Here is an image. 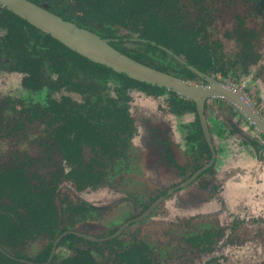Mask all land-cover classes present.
Masks as SVG:
<instances>
[{"label":"flooded vegetation","instance_id":"af4514ba","mask_svg":"<svg viewBox=\"0 0 264 264\" xmlns=\"http://www.w3.org/2000/svg\"><path fill=\"white\" fill-rule=\"evenodd\" d=\"M34 1L38 0L31 2L47 9L43 6L46 5L44 0L38 2L42 5ZM219 1L233 9L229 15L224 13L231 21L228 24L233 23L230 34L238 48L232 53V41L227 45L230 49L227 58L229 62L233 60V68L221 69L217 60L210 67L205 65L204 70L197 64L183 66L175 55L183 59L187 56L177 52L175 39L167 41L168 46H163L167 54L161 55L163 52L146 47V39L139 31L122 24L115 25L120 40L90 31L105 38L118 51L130 52L132 56L122 53L142 64L200 83H204L205 75L225 81L222 78L227 75L232 77L248 70L262 74L259 70L264 65V0ZM134 2L135 9L156 13L157 23L170 26L175 21L178 25L199 28L201 34L207 33V28L215 25L225 11L212 7V0ZM52 3L51 8L62 10L69 0H52ZM0 7L7 6L0 3ZM178 15L181 19L175 20L174 16ZM26 22L43 35L54 38V50L63 45L76 52L79 55L75 64L77 73L79 63L84 67L94 64L108 71L110 76L99 81L80 75L100 88L105 85L100 93L108 98V103L112 98L114 104L127 108L129 126L121 133L120 140L112 143L106 140L111 145L106 154L97 144L82 141L83 161H67L62 154V142L58 140L59 133L51 129L58 122L50 124L49 118L29 115L32 108L37 107L40 112L46 107L51 89H29L23 83L25 73L15 68L13 61L7 63L0 57V71L19 72L26 93L37 96L42 91L45 93L36 102L21 96L0 99V114L5 119L0 121V143L6 144L4 151L0 148V182H3V186L0 185V264H264V220L258 221L263 226L249 221L250 216L259 220L258 216L264 217V212L248 210L247 206L248 201L260 199V196H250V189L264 191V139L258 133L254 132L251 137L242 131L235 122V118L245 122L238 111L221 99H213L227 109L226 114L220 113L222 122L234 130L233 134L237 131L246 135L256 150L252 158L257 162L244 166L234 162L232 156H221L214 142V134H218L212 132L213 120L207 111V102L204 111L206 136L194 100L164 86L147 85L148 82L143 83L92 60L30 21ZM208 37L210 45L218 40H213L209 34ZM254 54L257 55L255 61ZM134 57L152 60L168 71ZM223 71L227 75L224 76ZM129 80L138 81L140 85ZM225 82L241 92L233 83ZM165 91L169 95L164 97ZM55 94L59 101L61 95L67 94L74 105L83 104L85 96L94 97L88 91L84 96L62 88ZM179 95L183 110L172 108L169 102L171 97ZM5 102L9 109H15L10 118ZM189 116H193L192 120L187 118ZM30 125H37L38 129ZM75 133H68V138L76 144ZM93 157L98 160L93 162V168L102 170L103 177L95 185L78 183L72 171L85 167ZM255 181L261 185L252 188L249 184ZM99 190L105 195L87 197ZM17 193L19 199L27 202L37 200L38 209L29 215L13 200ZM46 203L50 209L48 213L44 209ZM161 208L171 219L158 220L154 214ZM102 219L109 221L110 226L104 225ZM40 237H43L42 242L35 244ZM231 250L233 261L228 256ZM252 251L257 257H251Z\"/></svg>","mask_w":264,"mask_h":264},{"label":"trees","instance_id":"16d2710c","mask_svg":"<svg viewBox=\"0 0 264 264\" xmlns=\"http://www.w3.org/2000/svg\"><path fill=\"white\" fill-rule=\"evenodd\" d=\"M39 1L34 2L38 3ZM44 1L46 5L43 6L47 9L61 15L64 19L70 20V22L73 21L80 27L97 32L101 36L110 35L120 40V36H117L116 33L118 26H115L118 24L130 27L133 31H139V35L146 39V47L163 52L161 55L167 54L163 48V46H168L167 41L175 39L178 43L175 48L177 52L184 53L187 56L183 59L175 55L178 63H182L183 66L197 64V67H200L199 69L204 70L205 65L210 67L217 60L221 69L225 66H232L233 68V60L229 62L230 58H227L222 52L224 51V45H221L220 40L210 45L207 33L201 34L199 28L178 25L175 21L173 22L174 25L170 26L157 23V14L135 9L134 0H69V3L62 10L51 8L52 0ZM174 19L179 20L181 16H174ZM12 23H16L17 26L14 27ZM23 24L27 25L26 29L23 28ZM28 30L38 31L24 18H21L7 7L0 8V57L4 58L7 63L10 60L13 61L15 68H20L25 73L23 83L29 89L33 91L41 90L44 87L51 89L50 96H47L46 99V107L42 108L40 112L37 107L32 108L29 115L49 118L50 124L58 122L51 129L59 133L58 140L62 142V154L67 161L72 163L83 161L80 143L82 141L92 145L97 144L106 154L107 150L111 148L106 140L111 143L116 142L120 140L121 133L128 130L127 108L114 104L112 98H109L112 102L108 103V98L103 97L100 93L101 90L105 89L104 84L100 88L97 84L88 81L75 71V64L78 63L79 55L60 43L61 48L54 50L53 42L56 43V40L48 34L44 44H53L51 49L44 50L39 46L40 44L33 46L22 44L20 37L29 33ZM122 52L132 56L130 52L124 50ZM177 52L173 51V53ZM7 57L10 59H7ZM256 57L257 55L254 54V61ZM134 58L168 71L155 65L152 60ZM223 75L225 76L227 73L223 71ZM143 83L147 84L144 81ZM149 84L152 83L147 85ZM60 88L73 90L84 96L88 91L94 97L85 96V98L83 97L85 99L83 104L74 105L71 97L67 94L61 95L60 101L58 100L55 92ZM122 88L120 87V90ZM98 91L99 93H97ZM25 113L27 115V111ZM1 116L0 121H5L3 119L4 115L0 114ZM72 131L76 132V144L68 138V133ZM97 161L96 157H93L85 167H78L72 171L78 183L88 182L95 185L103 177L102 170L93 168V162ZM0 185L3 186V182H0ZM19 194L22 195V193ZM13 200L22 206V209L27 210L29 215L38 209L36 208L38 207L37 200L27 202L26 199H19L18 193L17 195L14 194ZM44 209L47 213L50 211L48 203H46ZM29 221L31 222V219Z\"/></svg>","mask_w":264,"mask_h":264},{"label":"rangeland","instance_id":"374dc122","mask_svg":"<svg viewBox=\"0 0 264 264\" xmlns=\"http://www.w3.org/2000/svg\"><path fill=\"white\" fill-rule=\"evenodd\" d=\"M212 7L221 8L222 10L224 9L225 11L221 14L218 21L215 23V25H211L210 27L207 28L208 29L207 36L209 34L213 37L212 38L213 40L214 39L220 40L222 42L221 45L222 46L224 45L223 49L226 50V51H222V52L227 56V51H230V49L232 50V53H233V50L236 51L238 49V48H236V45L233 44V34L230 35V33H229L230 28H231L233 23L228 24V22H231V21H228V15L230 14L231 10H233V9H230L229 5H224L223 3L221 4V1H219V0H212ZM221 9H219V11ZM224 13H228V15L226 16ZM19 21H21V20H19ZM12 25L14 27L17 26L16 23H12ZM23 25H24L23 28L26 29L27 25H25V24H23ZM28 32L29 33H26L25 35H22L20 37V42L22 44L30 46L31 44L41 43L42 45L45 46L44 50L49 49L50 45L44 44V39L48 38L47 36L43 35L42 33L38 32V31H34V30H31V31L28 30ZM226 41H228V42H226ZM231 41H232V48L229 49L228 46H229V42L231 44ZM263 51H264V49H263ZM255 68L259 69V68H257V66ZM77 71L79 74L85 75L88 78L95 80V81H99V80H102V79L110 76L108 71H106L102 67L94 65V64H93V66L87 65L86 67H84L83 63H79L77 65ZM259 72H262L263 75L262 74L259 75L257 70L256 71L248 70L245 73L235 74L234 76L232 75V77H229L228 75L226 77H223V76H220V74H217V76H220V78L223 77L222 79H224L227 82L233 83L234 86L239 88L241 90V92L245 95L246 99L251 103V105H253L255 110H257L258 112H260V114L262 116H264V65L259 70ZM21 76L22 75L19 74V72H16L13 70L5 69V70L0 71V99L7 98V100H10L13 97L21 96V97H24L29 102H33V101L36 102L38 100V97L42 93H43V95L45 94L44 91H42V93H40L38 96L34 95L32 93H26L25 89L21 85ZM129 82H133L134 85H140V83L138 81H135V80H129ZM47 89L48 88H43V90H47ZM163 94H164V97L169 95L168 91L163 92ZM175 97L176 98L171 97V99H169L170 104H172L171 107L175 108V109L178 107L180 110H183L184 106H182V102L179 100L181 98V96L179 95V96H175ZM173 104L176 106L174 107ZM4 105H5V107L8 106L6 104V102ZM223 106L224 105L221 102L215 103L213 99L212 100L209 99L207 101V108H208L207 111L209 112V116L212 117V120H213L212 132L218 134L217 136H215V134H214V142H215L217 148L220 150L221 156L222 157L224 156L227 158H228V156L229 157L232 156L234 158L233 161L238 163V164H242V166H244L245 164H250L252 161H256L255 158H252V156H253V154H255L256 150L254 149L253 145L249 142L248 138L245 137L246 135L241 134L240 132H237V131H235V134H233L234 130L229 129L228 126H226V124L224 122H222V119L220 117V113L224 112L226 114V112H227L226 107L224 108ZM16 109H17V107H16ZM6 110H7V115H8L7 117L10 118L9 117L10 113L12 112V110H15V109L11 110V108L9 109L7 107ZM187 118L192 120L193 116H189ZM235 119H236L235 120L236 124H238L240 127H242L241 128L242 131L245 132L247 135L252 137L253 131L247 126V124L245 122H243L241 118H235ZM30 127H32V129H36V128L38 129L37 125H30ZM5 141H7V138L5 139ZM0 148L2 151H4V149L6 148V144L4 142L3 143L1 142ZM244 151L248 152V154H245ZM230 164H231V161H230ZM255 182H251L249 185H251L252 188L256 187L257 186L256 184L261 185V182H259V183L258 182L255 183ZM246 193H248V192H246V191L242 192V194H246ZM248 194L250 196L253 195V197H255V198H258L260 196V199L254 201V202L248 201V203H247V206L249 207L248 210L260 211V212L263 211L264 212V191L257 190L255 192L253 189L252 190L250 189V192ZM104 195H105L104 192L99 190L98 193L97 192L89 193V196H87V197L91 199V198H95V197L96 198L102 197ZM163 210L164 209L161 208L154 214L155 216L158 217V220H160V218H164V219L170 218V215L167 213L164 214ZM258 217H259V220L253 219V217L250 216L249 221L253 224H260L258 221L264 220L263 219L264 217L263 216H258ZM170 219H167V220H170ZM101 221L104 225L110 226L109 221H106L104 219H102ZM245 225H247V224H245ZM260 225L263 226L262 223ZM43 237L36 238V240L34 241L35 244L38 243L39 241L42 242ZM45 237H44V239H45ZM232 251L233 250L229 251V254ZM101 252H103V251H101ZM229 254H228L229 260L233 261V255H231L232 253L230 255ZM254 254H255V252L252 251V253H250L251 257H254V258L257 257Z\"/></svg>","mask_w":264,"mask_h":264},{"label":"water","instance_id":"95a60500","mask_svg":"<svg viewBox=\"0 0 264 264\" xmlns=\"http://www.w3.org/2000/svg\"><path fill=\"white\" fill-rule=\"evenodd\" d=\"M10 10L50 33L80 54L105 64L130 77L174 91L195 101L203 132L208 134L205 103L208 99H221L232 106L253 133L264 139V117L232 85L214 76H204V83L177 77L142 64L112 47L100 35L67 21L29 0H0Z\"/></svg>","mask_w":264,"mask_h":264}]
</instances>
